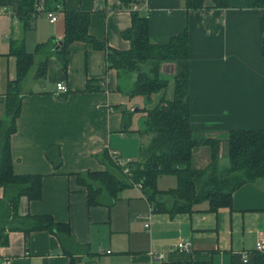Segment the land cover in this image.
Here are the masks:
<instances>
[{
    "label": "crops",
    "instance_id": "1",
    "mask_svg": "<svg viewBox=\"0 0 264 264\" xmlns=\"http://www.w3.org/2000/svg\"><path fill=\"white\" fill-rule=\"evenodd\" d=\"M149 2L153 42L165 44L188 31L193 125L199 137L220 140L219 162L225 165L229 129H264L261 11L247 6L246 0H229L224 7L205 0L197 10L186 9L183 0ZM65 7L90 12V33L109 48L131 47L122 33L131 26L133 15L123 7L115 9L116 0H65ZM17 10L18 0H0V100L17 74L11 38L22 39L27 50L36 53L38 45L48 41L58 48L65 36L63 10L55 23L46 13H38L29 29L23 28ZM69 49L67 70L52 53L46 78L27 82L32 92L22 100L11 149L16 173L43 175L42 197L32 201L23 197L20 213L51 214L57 221L69 222L74 238L90 252H65L59 238L47 230L29 237L13 231L8 245H0V264H72V257L77 264H255L256 241L264 238V178L241 185L232 194L231 207L216 211L201 202L195 206L198 210L171 216L154 211L145 195L139 190L130 194L131 189H123L112 205L89 204L77 174L106 169L103 156L109 157L112 150L133 159L141 154L148 138L140 132L139 118L144 120L145 109L164 95L173 98L176 61L162 63L161 73L172 80L149 102L143 95L130 94L136 73L110 68L107 49L91 48L82 41ZM59 81L67 83L68 93H57ZM2 108L0 101V117ZM126 111L134 117L128 130H124ZM53 145L60 147L59 166L46 155ZM211 153L207 144L192 148V167L204 168ZM158 186L175 187L176 177L161 176ZM3 193L0 188V198ZM150 215L151 225L146 228ZM178 241L190 243L191 251L178 250ZM150 251L166 253L165 260L153 263Z\"/></svg>",
    "mask_w": 264,
    "mask_h": 264
},
{
    "label": "trees",
    "instance_id": "2",
    "mask_svg": "<svg viewBox=\"0 0 264 264\" xmlns=\"http://www.w3.org/2000/svg\"><path fill=\"white\" fill-rule=\"evenodd\" d=\"M117 1V0H116ZM129 7L134 0H119ZM205 0H183L188 10L201 9ZM215 6L224 7L229 0H214ZM247 6L261 11L260 53L264 59V0H246ZM44 10L61 8L65 12V36L59 47L51 42L38 45L36 53L27 50L22 39L10 40V53L16 58V77L9 81L7 93L1 97L5 117L0 118V245L9 243V234L23 231L26 237L34 231L47 230L55 234L65 252L89 253L86 245L73 236L69 222L57 221L51 214L20 213L23 197L29 201L38 200L43 194L42 174H18L14 171L11 137L17 130V118L21 112L24 95L32 92L26 87L31 80H44L48 73V59L53 53L67 70L70 45L76 41L85 42L95 49H107L110 68L121 72L136 73V80L130 89L131 95H143L149 102L156 93L166 91L171 77L161 73L164 61H176L174 96L164 95L160 101L146 108L143 127L140 132L148 141L142 143L141 154L132 170L135 181L143 184V193L154 205L153 210L168 212L171 216L181 212L198 210L195 206L207 202L208 210L230 208L232 194L241 185L264 178V129H229L226 137L227 163L220 164V140L213 137H199L192 121L189 96L188 31L173 36L168 43L159 44L149 35L148 16L131 11L130 27L122 33L131 42L127 50L109 48L104 41L90 33L91 14L86 11H70L65 0H18L17 17L24 29L34 25L40 5ZM148 64L150 69H144ZM91 80L88 89H91ZM131 114L125 113V128H130ZM211 147V160L204 168L191 165L192 148L199 145ZM56 166L61 164L60 147L50 146L46 153ZM110 164L111 157L103 156ZM119 176L110 168L98 171L79 172L78 179L85 186L91 205H112L119 193L131 181L122 173ZM164 175L176 177V186L162 190L159 178ZM106 195V196H105ZM255 264H264V253L255 252ZM72 257V264H77Z\"/></svg>",
    "mask_w": 264,
    "mask_h": 264
},
{
    "label": "built area",
    "instance_id": "3",
    "mask_svg": "<svg viewBox=\"0 0 264 264\" xmlns=\"http://www.w3.org/2000/svg\"><path fill=\"white\" fill-rule=\"evenodd\" d=\"M39 13L44 12L46 13L47 17L49 18V21L51 23H55L58 19V12L59 10H62L61 8H58L56 10H44L43 9V3L40 5ZM128 9L129 11H137L145 16H149L151 13V6L149 0H134L132 3H130L129 7H125L122 5L121 1L117 0L116 1V7L115 9ZM69 92L68 85L65 81H59L57 83V93L58 94H66ZM110 157L115 163L116 166L119 167V169L122 171L124 175L131 181L132 185H135L139 188L140 192L144 195L143 193V184L140 181H135L133 176H132V170L134 169L135 166V161H133L129 157H124L120 154L119 151L117 150H112L110 151ZM150 220H151V215L150 219L147 221L146 228L150 227ZM176 248L181 251H186L190 252L192 247L191 244L185 241H178L176 243ZM255 251L264 253V238H259L256 241V246H255ZM150 256H151V261L153 263L155 262H162L165 260L166 253L164 252H154L150 251ZM244 261H247L246 255H243Z\"/></svg>",
    "mask_w": 264,
    "mask_h": 264
},
{
    "label": "rangeland",
    "instance_id": "4",
    "mask_svg": "<svg viewBox=\"0 0 264 264\" xmlns=\"http://www.w3.org/2000/svg\"><path fill=\"white\" fill-rule=\"evenodd\" d=\"M143 68L144 69H150L149 68V66H148V64H144L143 65ZM124 74L125 73H127V72H123ZM2 106H3V104H2ZM3 109V115H2V117H5V111H4V107L2 108ZM126 113H128V114H132V116H130V117H132V119L134 118L133 117V112H131V111H126ZM2 117H0V118H2ZM142 119V117H140L139 118V121H140V123H142L143 124V119ZM138 137V136H137ZM139 156H140V151H139V153L134 157V159L133 158H131L133 161H137L138 160V158H139ZM225 158L226 159H224V158H222L224 161H225V164L227 163V157H226V155H225ZM112 160V159H111ZM113 161V160H112ZM106 163H107V167L108 168H110L111 170H113L116 174H118L119 176L121 175V173L119 172V170H118V168L116 167V165H112V164H110L109 162H108V160L106 161ZM134 167H136V164H135V166ZM124 189H128V190H130V194L131 193H133V192H139L140 190H139V188L137 187V186H135V185H131V186H128V187H126V188H124ZM127 190V191H128ZM139 190V191H138Z\"/></svg>",
    "mask_w": 264,
    "mask_h": 264
}]
</instances>
